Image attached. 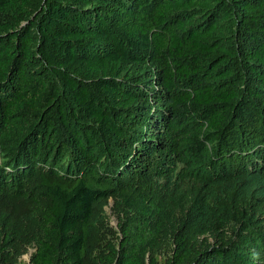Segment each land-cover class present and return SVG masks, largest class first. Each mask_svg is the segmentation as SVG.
Wrapping results in <instances>:
<instances>
[{
    "label": "trees",
    "instance_id": "16d2710c",
    "mask_svg": "<svg viewBox=\"0 0 264 264\" xmlns=\"http://www.w3.org/2000/svg\"><path fill=\"white\" fill-rule=\"evenodd\" d=\"M179 200V231L214 241L178 233L159 263ZM29 244L31 264H264V0H0V264Z\"/></svg>",
    "mask_w": 264,
    "mask_h": 264
},
{
    "label": "rangeland",
    "instance_id": "374dc122",
    "mask_svg": "<svg viewBox=\"0 0 264 264\" xmlns=\"http://www.w3.org/2000/svg\"><path fill=\"white\" fill-rule=\"evenodd\" d=\"M106 210L108 215L107 223L110 231L108 233L111 238L116 239L119 235L117 232L119 231L120 220L118 213L115 211L114 200H111L110 205ZM187 212L188 208L185 200H179L176 204L162 205L160 214L164 222L163 235L149 255L150 257L153 256L157 262L162 263L173 255L174 248L177 245L176 234L178 233L183 234V232H185V235L191 240V242L195 241L196 243H201L214 241V235L212 232L199 233L194 229L190 230V228L187 231L186 229H181L179 231V222H184L189 218ZM34 252L35 247L29 244L26 247L24 254L18 259L17 264H31V257Z\"/></svg>",
    "mask_w": 264,
    "mask_h": 264
}]
</instances>
